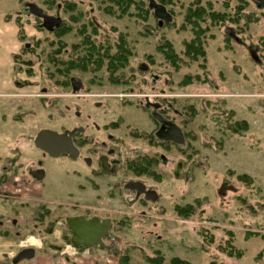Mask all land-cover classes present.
Masks as SVG:
<instances>
[{"label":"rangeland","instance_id":"1","mask_svg":"<svg viewBox=\"0 0 264 264\" xmlns=\"http://www.w3.org/2000/svg\"><path fill=\"white\" fill-rule=\"evenodd\" d=\"M115 1L0 0V15H18L24 37L28 39L32 31L37 39L30 51L19 49L14 60L17 72L28 65L27 74L20 76L31 84L21 85L16 95H0V263L11 264L12 259L6 261L1 252L18 248L12 242L21 240L20 248H30L34 242L30 236H34L42 241L37 259L20 264H119L121 253L128 255L125 264H152L146 257L157 255L159 264H172L175 256L190 264H264L260 237L264 235V7L252 0H200L229 16H235L237 6L243 9L238 22L210 26L204 37V59L190 61L181 50L182 41L190 40L192 33L182 19L195 0L163 4L171 22L160 26L148 0L143 2L149 11L138 8L141 0H131L129 13L119 17ZM31 3L43 14L59 17L61 26L70 31L59 37L44 30L42 18L29 13L26 5ZM66 3L74 4V18L70 10L65 11ZM84 36L99 50L111 47L110 54L122 36L131 50L127 66L110 75L107 60L102 59L96 72L65 70L63 63L68 60L83 54L85 59ZM162 42L173 46L174 63L157 49ZM142 64L146 72L139 71ZM151 74L159 75L160 81L153 83ZM71 78L82 84L78 93L90 96H70ZM151 85L166 86L176 99L174 107L187 118L185 158L179 147L172 146L171 165L157 164L159 176L147 181L160 195L156 202L129 206L131 193L119 197L105 186L89 190L90 168L82 159L51 157L34 146L32 137L41 128L59 131L83 125L85 119L90 122L83 113L94 109V102L102 103L94 113L97 123L108 122L117 127L109 132L121 136L134 120L148 121L139 108L143 98L137 94L150 92ZM125 93L130 95H121ZM77 110L82 122L74 117ZM235 121H245L247 129L232 132ZM178 159L183 161L181 169L175 165ZM37 163L44 176L32 180L29 170ZM187 170L189 178L184 180ZM241 174L251 181L238 179ZM105 177L99 174L93 179L100 182ZM129 178L126 173L122 179ZM22 194L29 199L18 197ZM186 204L193 205L192 212L187 217L177 215L174 206ZM81 205L106 209L100 215L112 220L107 249L82 250L67 244L64 219L84 213ZM140 210L145 215H139ZM45 242L50 246L66 243V253L53 256ZM230 248L232 255L227 254Z\"/></svg>","mask_w":264,"mask_h":264},{"label":"flooded vegetation","instance_id":"2","mask_svg":"<svg viewBox=\"0 0 264 264\" xmlns=\"http://www.w3.org/2000/svg\"><path fill=\"white\" fill-rule=\"evenodd\" d=\"M54 33L56 32L54 31ZM34 42V40L30 41V43L25 42L24 50L30 51L29 49L32 48ZM83 47L85 48V46ZM85 50V55L88 56L89 54L87 52L90 51V48H85ZM24 61L25 63H27V58ZM24 67L25 69L23 68L24 70L22 69L21 71L27 74L28 65L24 64ZM100 67L101 65L98 69H89V71L96 72L100 69ZM73 69L83 70V68L79 67ZM146 70L147 68L145 70H141L139 68L140 72H146ZM151 75L153 76V83H155L158 79L160 81L159 75ZM72 79L73 78L69 80V85L72 91V94H70V96L78 98L90 96L86 92H77L82 88V84L81 82H78L75 79L74 80L76 81L75 85L77 89L73 91L71 83ZM27 81L29 80L26 79L25 81L22 78L21 81L18 82L20 89H22L24 86H29L31 84ZM167 81L164 82L165 85L168 84ZM28 83L30 84L28 85ZM44 91L45 90L42 88L41 94H43ZM121 95L126 97L130 94L125 93ZM137 96L143 98L139 108L141 110V113L146 116V119L148 121H144L143 124H138L136 120H134V125L131 124V128L133 129L128 128V124H125V126L128 128V131L123 132L121 136H116L113 133L109 132V130H114L117 127L115 128L114 126H108V122L97 123L94 113H97V110L101 108V102L92 103L94 109L89 110L90 112L83 113L91 119L90 122L86 121L85 119L83 121V125H75L69 129H59V131L51 129L58 133L67 131L71 135L73 145L77 149V156L75 158H71L68 154L61 155H65L66 157L72 160L82 159L85 164L90 168L91 176L89 190L98 191L99 189H102L105 186L106 191H115V194L119 197H123L125 193H131V196H127L129 206L134 204L144 205L145 203H153L160 199V195L157 193L155 187L151 184H148V179L151 178L155 180L159 176V174L155 172V166L157 164L163 167L171 165L170 158L168 155L171 151L172 146L179 147L181 149V154L182 152L183 154L185 153V147L187 146L186 131L184 130L187 118L184 114L185 112L181 110L179 111L174 107V102L176 99L173 98L170 90L166 86L164 88H157L154 85H151L150 92L144 94H137ZM179 97L182 96L179 95ZM81 115L82 114H80L79 110L74 113V117L77 121H81ZM149 125L152 128L146 131L145 129ZM42 152L47 154L44 151ZM185 156L186 153L184 154V158ZM13 161H11V164L13 163ZM175 165L181 169L183 167L182 159H178ZM39 169H42V166L39 163H37L34 168H30L29 177L32 180H36L33 176V172ZM188 172L189 170L184 173V180H188ZM126 173H129L131 178L124 182L122 178L123 176H126ZM99 174H103L107 177L103 178L100 182H96L93 177ZM17 178L21 179L20 175L17 176ZM138 190L141 191L138 192ZM152 191L155 192V196H157L155 200L149 199L150 192ZM81 206L84 207L85 212L77 213L72 216H83L86 219L98 218L100 222L104 219H109L110 232L112 220L107 216L100 215V213H104L103 211L106 209L99 208L94 205ZM139 213V215H145L144 210H140ZM65 225L69 233L67 240H69L68 243L71 244V231L69 230L66 222ZM110 237L111 235L108 238H104V241L109 239ZM45 243V246L50 247L51 251H53V256H56L57 254L64 255V253H66V243H63L62 245L60 244L53 246H50V244H48L47 242Z\"/></svg>","mask_w":264,"mask_h":264},{"label":"trees","instance_id":"3","mask_svg":"<svg viewBox=\"0 0 264 264\" xmlns=\"http://www.w3.org/2000/svg\"><path fill=\"white\" fill-rule=\"evenodd\" d=\"M110 2L115 1V0H109ZM157 2H160L162 4L166 5H173L175 1L179 0H156ZM142 6H138L139 9H143L145 11H149L147 6H145V3L143 0H141ZM110 5V3H107ZM113 5H116L117 8L120 9L121 14H117L118 17L121 16L122 14H128L129 13V8L133 5V2L131 0H120V1H115V3H112ZM73 3H66L65 5V11L70 10L71 11V17L74 18L73 16ZM144 5V6H143ZM243 5L237 6V10L235 12V16H229L224 13L214 11L211 9L210 6L206 4H201L200 0H195L194 2H191L187 8L186 11L183 15L182 19V25L184 27H188L192 33V37L190 40L182 41V54L185 58H187L190 61H195L199 57L201 59H204L205 57V33L208 31L210 26L216 25L217 23H221L224 21H229L231 23H236L239 20V13L242 11ZM107 9V8H106ZM107 11V10H106ZM172 12V8L170 10ZM111 13L114 14L113 11ZM115 15V14H114ZM141 17V14H139ZM76 18V17H75ZM70 31V28L68 26H61L60 28L56 29L55 32L57 33L58 36H62L64 33ZM18 36L19 38H22V30L19 25L18 29ZM83 40V46H85L86 49L88 47L90 48V51L87 52L89 55H85L84 59V54L83 56L79 58H72L68 60L67 62L63 63L65 64V70H70L73 68H83L85 70L86 68L91 69V70H96L99 68L101 65V60L105 59L107 60L106 65H107V70L110 75H113L114 72H116L119 69H122L127 66L128 62V57L130 56L131 50L128 48L126 45L124 39L122 36L119 37V39L115 42V49L112 54H110L109 50L111 47H105L106 52H104V49L100 47L96 48V44L93 42L91 38L88 36H84ZM76 48V46H75ZM157 49L163 53L164 59L174 63L176 58V53L174 52L173 46L169 42H162L160 44H157ZM77 50V49H76ZM55 52H58L56 50ZM98 55H100L98 57ZM14 60L17 59L16 56L13 57ZM53 58H51L52 60ZM84 59V60H83ZM97 59V60H96ZM100 59V60H99ZM95 69H94V66ZM117 79V78H116ZM112 81L114 79H111ZM242 123V124H241ZM234 125L231 128L232 132H238L240 128L242 129H247V123L244 121H235L233 123ZM238 179L241 181H247L250 182L251 178L247 174H241L237 176ZM174 209L176 211V214L179 216L187 217L193 210V205L191 204H186L184 206H178L175 205ZM231 234V233H230ZM258 235V234H256ZM262 239H264V235L260 236ZM69 242V240H68ZM79 249H83L80 247ZM264 251V247L262 249ZM261 253V252H260ZM259 253V254H260ZM227 254L232 255V248H230L227 251ZM239 254V253H238ZM119 264H125L128 262V255L126 253H121L119 255ZM146 260L151 262L152 264H159L160 263V256H154V257H146ZM172 264H190L187 261H184L178 257H172L170 259Z\"/></svg>","mask_w":264,"mask_h":264},{"label":"water","instance_id":"4","mask_svg":"<svg viewBox=\"0 0 264 264\" xmlns=\"http://www.w3.org/2000/svg\"><path fill=\"white\" fill-rule=\"evenodd\" d=\"M257 3L258 7H264V0H252ZM148 8L153 11V15L158 19V24L161 25L163 22L171 21V14L167 11L166 7L157 3L155 0H148ZM29 10L32 14L42 18V26L48 30L52 31L60 27L62 21L59 17L48 16L42 13L41 9L33 4H29ZM230 37L235 38V35L230 32ZM254 59L256 57L252 55ZM141 70H145V65H140ZM73 91L77 89L74 79L71 80ZM178 141V140H177ZM34 146L52 157H58L61 154H68L71 158L77 156V149L73 145L71 140V135L69 132L64 131L58 133L51 129H41L33 138ZM33 176L36 179H41L43 177V170L39 169L33 172ZM141 190H138L140 192ZM155 192H150L149 199L155 200ZM65 222L71 231L70 242L73 246L84 248H91L94 246H99L107 248L104 243V238L109 237V225L110 220L104 219L99 221L98 218L86 219L83 216H68L65 218ZM30 251H23L22 256L30 255Z\"/></svg>","mask_w":264,"mask_h":264},{"label":"crops","instance_id":"5","mask_svg":"<svg viewBox=\"0 0 264 264\" xmlns=\"http://www.w3.org/2000/svg\"><path fill=\"white\" fill-rule=\"evenodd\" d=\"M14 14L0 15V95H13L15 91L20 90L18 82L22 79V71L17 72V67H15L14 56H18L19 49L21 47V39L18 36V26L19 20H17ZM13 93V94H12ZM6 196V195H5ZM9 197V196H7ZM22 199H29L28 196H18ZM26 238V236H25ZM34 239L31 242V254L28 256L17 255L18 251L24 250L20 248L22 246V241L12 242L16 248L15 250H8L6 252H1V255L6 258V261L13 259L11 264H20L19 262L24 259L34 260L37 259V252L41 247V239L30 236ZM1 264V263H0ZM26 264H29L27 262Z\"/></svg>","mask_w":264,"mask_h":264}]
</instances>
